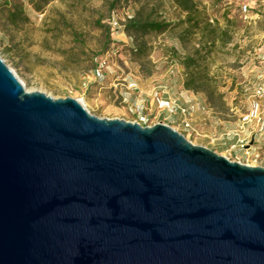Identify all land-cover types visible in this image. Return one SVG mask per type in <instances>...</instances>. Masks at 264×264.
I'll return each instance as SVG.
<instances>
[{
  "label": "water",
  "instance_id": "95a60500",
  "mask_svg": "<svg viewBox=\"0 0 264 264\" xmlns=\"http://www.w3.org/2000/svg\"><path fill=\"white\" fill-rule=\"evenodd\" d=\"M0 264H264V168L28 92L0 59Z\"/></svg>",
  "mask_w": 264,
  "mask_h": 264
},
{
  "label": "rangeland",
  "instance_id": "374dc122",
  "mask_svg": "<svg viewBox=\"0 0 264 264\" xmlns=\"http://www.w3.org/2000/svg\"><path fill=\"white\" fill-rule=\"evenodd\" d=\"M111 1L0 0V59L28 92L75 99L99 119L169 126L231 162L242 159L244 145L252 164L264 168V0H193L212 24L233 25L231 41L201 62L216 83L215 106L181 84L180 60L193 56L198 38L182 44L183 28L145 36L122 31L135 13L153 8L175 24L182 14L172 0H121L115 9ZM12 7H22L27 20L11 25ZM172 101L188 110L191 130L180 126Z\"/></svg>",
  "mask_w": 264,
  "mask_h": 264
},
{
  "label": "trees",
  "instance_id": "16d2710c",
  "mask_svg": "<svg viewBox=\"0 0 264 264\" xmlns=\"http://www.w3.org/2000/svg\"><path fill=\"white\" fill-rule=\"evenodd\" d=\"M121 0H112L111 9H115ZM173 4L182 14V18L175 24H167L159 19L154 8L150 9L147 15L141 12L135 13L132 18L124 25L123 32L133 36H145L149 34H163L169 29L183 28L178 41L182 44L191 38H198L199 48L194 50L193 56H188L180 60V65L186 72L185 80L182 81L184 90L193 93H205L207 100L212 106H215L214 91L212 87L214 78L211 77L201 62L205 61L213 52L217 45H225L231 41L230 21H226L224 26L209 22L204 9L200 8L193 0H172ZM39 10L40 8H36ZM27 20L22 7H12L7 11V21L11 25H17ZM186 40V41H185ZM134 51V50H133ZM143 52L141 47L136 48L135 54L140 55Z\"/></svg>",
  "mask_w": 264,
  "mask_h": 264
},
{
  "label": "built area",
  "instance_id": "2783aa9c",
  "mask_svg": "<svg viewBox=\"0 0 264 264\" xmlns=\"http://www.w3.org/2000/svg\"><path fill=\"white\" fill-rule=\"evenodd\" d=\"M260 97L264 100V89H262V88L260 89ZM172 105L174 107H176V110L180 113V115L182 117V120L180 122V126L185 130H191L192 129V126H191L192 123H191L190 117L188 116V110L184 107L178 106L176 104V101H172ZM253 116L245 118V121H250L251 117H253ZM248 118H250V120ZM261 118L264 119V111L261 114ZM259 119H260V117L258 118V121H259ZM239 148L241 149L243 157L237 163L245 165V166H254L252 164L251 148L244 146V145H239Z\"/></svg>",
  "mask_w": 264,
  "mask_h": 264
}]
</instances>
